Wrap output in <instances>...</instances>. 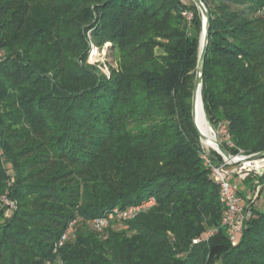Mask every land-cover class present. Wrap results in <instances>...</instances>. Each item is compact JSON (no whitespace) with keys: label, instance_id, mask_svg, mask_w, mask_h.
<instances>
[{"label":"trees","instance_id":"trees-1","mask_svg":"<svg viewBox=\"0 0 264 264\" xmlns=\"http://www.w3.org/2000/svg\"><path fill=\"white\" fill-rule=\"evenodd\" d=\"M201 1L205 115L230 154L262 151L264 0ZM201 30L192 0H0V264H264V209L233 245L192 121Z\"/></svg>","mask_w":264,"mask_h":264},{"label":"built area","instance_id":"built-area-1","mask_svg":"<svg viewBox=\"0 0 264 264\" xmlns=\"http://www.w3.org/2000/svg\"><path fill=\"white\" fill-rule=\"evenodd\" d=\"M185 14L187 17H190V13ZM219 133L223 135V139L226 140L229 146H231L232 143L228 140V135L223 126L220 128ZM207 150L208 149H206V152L202 157L204 158L205 165L210 169L211 178L218 186L219 201L223 206V216L221 222L222 225H225L228 228L229 239L234 245L237 242L238 234L242 229L243 222L250 215V212L244 211V197L238 192L237 186L229 180V176L232 174H237L240 179H244L245 176H247L252 170L259 174L264 169V159L255 161H240L239 159L246 155L237 153L234 154V156L229 160L221 156L222 160L218 161L210 159L208 157ZM255 194H257V192H255ZM4 202L11 207L15 206L13 201H9L6 198L4 199ZM153 203V199H150L147 202H143L138 205H131L124 209H119L116 207L109 215V218L117 215L123 220L131 219L138 212L148 208ZM95 222L96 227L101 228L105 225L106 220L102 218ZM214 232V230H210V233ZM69 234L70 231H66L62 238H67ZM193 241L196 242L197 239H194ZM59 244H61V242H59Z\"/></svg>","mask_w":264,"mask_h":264},{"label":"rangeland","instance_id":"rangeland-1","mask_svg":"<svg viewBox=\"0 0 264 264\" xmlns=\"http://www.w3.org/2000/svg\"><path fill=\"white\" fill-rule=\"evenodd\" d=\"M184 3H189L190 0H181ZM90 35H87V39L89 41ZM116 60H117V52L109 47L108 43H105L101 48L95 46L91 41L89 42V50L86 54V63L96 66V68L109 76L110 66H116ZM212 127V126H211ZM212 133H215L216 139L219 141V138L221 137L220 133L217 132L216 129L212 127ZM203 146L205 149H211L207 144L203 143ZM207 147V148H206ZM264 170V169H263ZM250 177L252 181V185L250 183H245L238 177L237 174H232L229 176V180L236 185L241 190V195L244 197V211L252 212L251 207H257L261 210L264 209V185L259 180V177L263 173H256L254 170L250 171ZM254 174V175H253ZM257 176V177H256ZM246 177V176H245ZM11 179L8 180V182ZM254 187V188H253ZM5 187L2 192V196L0 195V211L3 210V202H4V193H5ZM257 192V194H255ZM6 211V210H4ZM4 213V212H3ZM2 220V217H0V221ZM228 233V228H227ZM214 233H210V230L203 232L200 236L194 238L197 239L196 242L192 240L193 243H197L201 240H206L209 236L213 235Z\"/></svg>","mask_w":264,"mask_h":264},{"label":"water","instance_id":"water-1","mask_svg":"<svg viewBox=\"0 0 264 264\" xmlns=\"http://www.w3.org/2000/svg\"><path fill=\"white\" fill-rule=\"evenodd\" d=\"M193 3L197 6L201 13L202 17V30L200 33V40H199V53H198V60H197V66H196V72H195V79H194V86H193V91H192V97H191V117L192 121L194 123V127L196 131L198 132L199 139L202 143L205 142L207 137L200 131L196 124V116H197V102L198 99L201 102L202 109L203 108V103H202V98H201V86H202V75H203V69H204V62H205V55H206V46L208 42V29H209V14L208 10L205 6V4L201 0H192ZM204 116L206 119V122L208 123L209 127H211L205 112ZM214 143L216 144V147H211L213 150H215L218 154H220L222 157L225 159H231L234 155L230 154L227 152L220 142L217 139H214ZM264 159V149L262 151H258L255 153H251L249 155H246L244 157H241L239 160L240 161H245V160H260Z\"/></svg>","mask_w":264,"mask_h":264},{"label":"bare ground","instance_id":"bare-ground-1","mask_svg":"<svg viewBox=\"0 0 264 264\" xmlns=\"http://www.w3.org/2000/svg\"><path fill=\"white\" fill-rule=\"evenodd\" d=\"M196 124L200 131L207 137L204 144H207L209 147H216V144L214 143V139H216L215 133H212V128H210L208 123L206 122L204 111L199 99L197 102Z\"/></svg>","mask_w":264,"mask_h":264}]
</instances>
